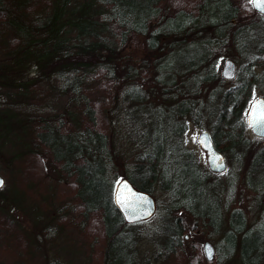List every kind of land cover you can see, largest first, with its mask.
Instances as JSON below:
<instances>
[{"label":"trees","instance_id":"16d2710c","mask_svg":"<svg viewBox=\"0 0 264 264\" xmlns=\"http://www.w3.org/2000/svg\"><path fill=\"white\" fill-rule=\"evenodd\" d=\"M163 1L0 0L1 147L18 160L43 150L72 178L80 211L97 215L107 237L102 264L139 263L137 249L131 257L125 250L117 254L123 235L136 246L131 228L143 222L128 223L114 202L120 164L122 176L151 193L160 188L167 197L163 243L169 251L184 231L178 213L184 209L222 235V263L264 264V184L254 182L264 166V145L247 170L246 185L260 204L251 221L241 207L226 215L222 194L235 179L219 181V172L201 161L186 138L194 121L209 128L217 148L230 156L240 159L254 146L246 114L254 88L264 84V72L256 69L264 59V15L255 10L259 19L234 27L240 14L234 0H199L194 9L171 12L164 11ZM136 36L146 40V59L133 51ZM233 42H239L242 61L228 84L220 64ZM140 68L175 98L173 104L144 106ZM100 78L111 82L112 91L109 108L99 111L84 89ZM45 94L69 95L71 105L56 111L46 101L44 113L30 115L24 106ZM114 113L134 141L130 153L122 154L125 160L111 137Z\"/></svg>","mask_w":264,"mask_h":264},{"label":"rangeland","instance_id":"374dc122","mask_svg":"<svg viewBox=\"0 0 264 264\" xmlns=\"http://www.w3.org/2000/svg\"><path fill=\"white\" fill-rule=\"evenodd\" d=\"M198 1L164 0L162 5L165 12H171L177 7L194 9ZM234 2L240 8L234 27L250 25L257 18L252 0H234ZM73 34L75 35V32ZM73 37V42L80 41L77 36ZM133 42L134 53L139 58L146 59L147 43L144 37L136 36ZM223 54L220 70L228 57L233 58L240 67L242 56L236 42L229 44ZM147 66L151 70V60ZM256 69L258 72H264V59L258 63ZM139 73L141 86L146 91L144 106L160 108L175 102V98L172 100L167 97L161 87L154 82L152 73H144L142 68ZM231 81L233 80L227 79L228 84ZM110 83L100 78L90 82L84 89V93L90 97V100L95 98L99 111L102 108L108 109L111 104L106 103L108 94L112 91ZM260 95H264V84L256 85L254 88L253 98ZM202 96L205 97V94ZM46 101H50L47 104H51V108L61 111L70 102V96L52 94L48 97L45 94L44 100L36 99L34 100L36 104L31 103V106L27 103L24 107H27L30 115L42 114L47 110ZM3 107L4 104L0 103V110ZM20 107L23 108L22 105ZM100 115L104 114L101 112ZM114 119L116 124L111 137L115 140L121 156L126 155L134 147V141L129 139L127 129L122 128V117L115 115ZM159 119L157 116L155 121L158 122ZM14 125L17 124L14 123ZM105 126H107L106 123ZM204 129L209 128H203L194 121H190L186 138L188 146L193 148L201 161L208 166L206 151L198 141V136ZM247 134L255 139L254 146L250 151L248 150L247 155H240V159L223 151L228 165L225 171L219 172L218 179L221 182L227 180L223 184H230L228 180L235 179L231 183L234 186L230 189L226 188L222 194L226 215L232 208L241 207L252 221L259 215L260 204L256 198V191L246 185V176L251 156L257 147L264 145V138L257 137L250 126ZM256 138L259 139L256 140ZM122 157L123 160L126 159ZM58 166L59 163L43 150L36 154L31 152L20 160L15 159L13 150L9 152L2 148L0 140V174L6 179L4 186L0 188V264L103 263L107 237L101 230L100 219L95 214L85 216L80 211L78 199L75 196L76 184L73 183L72 178L69 179L72 182L67 180V175ZM118 168L115 181L123 175L124 165L120 164ZM261 172L264 175V166L254 178L256 184H264ZM153 194L158 203L156 213L151 218L136 224L133 229L131 228L137 239L136 246L135 242L130 244L131 238L128 240V235H123L119 243L122 247H119L117 254L125 250L126 255L131 257L133 250L137 249L138 264H231L230 260L222 263L217 251L222 235L213 232L203 220L195 218L184 209L178 212L182 216L184 231L181 236L175 238L178 245L174 250L169 251L166 243H163L166 237L163 224L166 222L164 210L167 197L160 188H157ZM206 241H211L215 247V256L212 260L207 258L204 251ZM129 244L131 249L127 252L126 248Z\"/></svg>","mask_w":264,"mask_h":264},{"label":"water","instance_id":"95a60500","mask_svg":"<svg viewBox=\"0 0 264 264\" xmlns=\"http://www.w3.org/2000/svg\"><path fill=\"white\" fill-rule=\"evenodd\" d=\"M252 5L256 11L264 14V8L257 7L253 2ZM237 67V62L233 58L228 57L223 62L221 73L226 79L232 80L237 75ZM261 100H264V95L253 98L248 107L247 121L254 134L264 138V120L254 123L251 116L253 107ZM198 141L206 151L209 168L214 172L224 171L228 165L226 155L215 145L210 130L204 129L199 134ZM0 178L3 179V184H0L1 188L4 186L6 179L2 174H0ZM121 178L118 180L120 183L116 182L114 187V202L124 219L128 223H134L151 218L158 208L154 194L137 186L127 176ZM124 197L128 199L125 200ZM204 251L209 260L214 258L215 247L211 241L204 243Z\"/></svg>","mask_w":264,"mask_h":264},{"label":"snow or ice","instance_id":"6c2138e0","mask_svg":"<svg viewBox=\"0 0 264 264\" xmlns=\"http://www.w3.org/2000/svg\"><path fill=\"white\" fill-rule=\"evenodd\" d=\"M252 2L257 7L264 8V0H252ZM251 116L254 123H258L261 120H264V100L259 101L257 105L253 107ZM117 183H120V181H117ZM0 184H3L2 178H0ZM124 199L127 200L128 198L124 197Z\"/></svg>","mask_w":264,"mask_h":264},{"label":"flooded vegetation","instance_id":"af4514ba","mask_svg":"<svg viewBox=\"0 0 264 264\" xmlns=\"http://www.w3.org/2000/svg\"><path fill=\"white\" fill-rule=\"evenodd\" d=\"M236 45H237V49L239 50V42H236ZM238 65V64H237ZM239 69V65L237 67V70ZM2 188V187H1Z\"/></svg>","mask_w":264,"mask_h":264}]
</instances>
